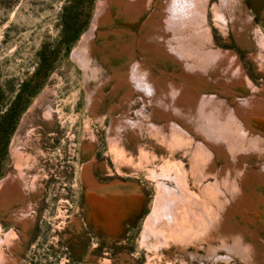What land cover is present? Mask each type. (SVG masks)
I'll use <instances>...</instances> for the list:
<instances>
[{"label": "rangeland", "instance_id": "obj_1", "mask_svg": "<svg viewBox=\"0 0 264 264\" xmlns=\"http://www.w3.org/2000/svg\"><path fill=\"white\" fill-rule=\"evenodd\" d=\"M98 1L0 0V179L22 169L25 193L6 203V213L0 211V235L14 232L6 240L12 242H4L0 247L8 264H207L183 253V246L193 249L189 226L194 219L200 225L210 221L219 229H244L248 240L253 242L254 258L264 264V115L258 116L254 111L246 116L237 115L240 102L249 99L246 97L260 96L258 99L264 101V47L257 43L259 34L264 36V0H242L260 29L250 32L249 46L240 42L230 24L232 18L227 26L226 20L217 15L220 10L227 17L235 13L236 21L240 22L241 13L235 8H228L227 13L223 0L199 2L204 21L197 26L201 35L195 41L203 52L234 51L246 73L240 75V69L231 60L229 66L205 60L201 61L202 69L199 68L204 79L194 80L195 89L221 96L223 104L235 113L230 121L234 123L231 134L235 135L232 139L237 163L234 158L231 161L236 163L238 173L230 170L226 183L222 173L224 165L230 162L225 163L219 149L216 151L194 126L198 121V126L201 125L202 116L197 114L190 121H186V116L166 117L152 108L137 89L129 93L126 86L117 90L114 87L115 67L108 55L120 53L123 44L132 46L136 35L140 37L142 23L156 0H149L141 18L130 26L134 34H125V39L119 36L120 42L109 46L99 38L101 30L128 25L123 19L115 20L111 26L102 17L92 26ZM75 46L88 57L86 69L71 54ZM254 52L258 56L254 57ZM149 57L135 47L133 59L141 63L149 59L148 67L154 75L180 79V64L174 65L169 57L164 60ZM127 66L130 67L129 61ZM91 68L95 79L89 83L92 86L102 83L103 91L95 111L87 105L89 89L84 77V72L90 74ZM124 95L128 97L127 117L136 121L138 134L132 132L128 123L120 128L112 125L114 116H120L114 112L116 102ZM26 98H30V103L21 110ZM19 110L17 122L10 130L9 116ZM173 125L180 138H171L174 143L169 148L166 136L170 137ZM235 138H240L239 142ZM16 152L19 158L15 157ZM169 165L184 166L179 168L182 172L186 170L183 173L187 177L182 174L181 178H187L186 182L182 180L184 188L200 195L199 198L206 197V201L202 199L210 204L205 206L213 207L210 206L211 211H203L190 202L191 209L186 208L189 212L185 209L188 219L186 216L182 219L184 215L180 214L179 220L185 224L178 226L177 222V227L166 224V230L161 225L163 229L157 228L156 233L146 238L142 231L160 193L153 172L166 169L171 173ZM203 169L207 170L206 175ZM212 171L216 175H211ZM168 184L176 187L174 181L168 180ZM228 186L241 199L238 204L229 197ZM209 188L213 197L206 195ZM197 196L190 194V199L198 200ZM192 226L195 228V224ZM217 264L243 262L232 256Z\"/></svg>", "mask_w": 264, "mask_h": 264}, {"label": "bare ground", "instance_id": "obj_2", "mask_svg": "<svg viewBox=\"0 0 264 264\" xmlns=\"http://www.w3.org/2000/svg\"><path fill=\"white\" fill-rule=\"evenodd\" d=\"M201 1L202 0H156V2L152 6L153 8L152 12L150 13V15H148V17L142 23L140 37L136 35V39L132 46L128 43L123 44L124 46L121 47L120 53L113 52V54L110 53V55L108 56L112 58L111 63L113 62V66L115 67V70L113 69L114 71L112 72L113 73L112 79H114L116 83L114 86L116 87L115 88L116 90L118 89V87L126 86L127 87L126 90H128L129 93H133L134 90L137 89L138 91L142 92L145 95L148 102L153 106L152 108H154L158 112L165 113L166 117L175 115V116H179L183 118L186 116V119H187L186 121H190L191 118H193V116L197 114L203 117L201 121V125L198 126V122H199L198 121L197 123L194 122L195 123L194 126L198 128L197 131L200 132V134L204 138H206L207 141H210V143L213 145L216 151L219 149L218 150L219 154L222 155V157L226 159L225 163L230 162L229 165H226V164H225L226 166L224 165L225 168L227 167V169L224 168V173L221 172L224 178L223 181L224 183H226V179L228 181V179L230 178L229 176L232 173L230 170H232L233 173L238 171L237 169H235L237 167L236 166L237 162L235 161L236 152H234L235 151L234 147L236 145L233 144L235 141L232 139L234 138L235 135L232 137V134H231V131H233L234 129V126H233L234 123L232 124L230 121L234 117L235 113H232V111H230V108H228L227 104L226 105L223 104L224 100L221 98V96L210 95L206 93L207 91L195 89L197 86V83L195 84L194 80L204 79L203 74L201 73L199 68L202 69L201 61H205V60L214 61L215 64H221L223 62L227 66L230 65L229 60H231L233 62L232 65L240 69V73H239L240 75L242 74L246 76V73L243 71V66L240 64L241 62L237 54L234 51L215 52L214 50L211 49V51L206 50L205 52H203L200 45H198L197 42L195 41L196 37L201 35L200 32L198 31L197 26L201 25L204 21V14L201 12V10H199V2ZM224 1L226 2L225 6H226L227 13L229 12L228 8H235V10H237L239 13L242 14V17H240L241 21L240 22L236 21L235 13L229 12L231 15L230 17H227V16H224V13L222 12V10H220L217 15L220 16L221 19L226 20L227 26L229 25V20L232 18V20H230L231 21L230 24L232 28L234 29V31L236 32L238 38L240 39V42L244 46H249L250 44L249 40L251 39L250 32L251 31L258 32L260 30L259 27L255 24L251 14L249 13L246 5L244 4L242 0H223L222 3ZM148 2L149 0H108V1L99 0L98 1L97 11H96L97 15L94 17L92 26H94L96 23H99V20L102 19V17H106L107 19H105L104 23L111 25V26H113V23H115V20L123 21V19L128 25L126 28H118V29L115 28L114 30H111V31L107 30V31L102 32L101 30V33L99 34V38H101L102 40H105L104 41L105 46H109L113 42L115 43L120 42L119 36H123L120 39H125L126 38L124 36L125 34H128V35L131 33L134 34L130 30V26L134 25L141 18L140 16L142 12L145 10V8L147 7ZM104 8H106L107 11H105ZM203 28H206V27H203ZM189 30H191L192 33H188L187 31ZM89 34H91V31ZM193 34H197V35H193ZM84 36L86 37L85 34ZM257 40H258L257 42L258 45H260L259 47L263 48L264 47V36L262 33L259 34ZM135 47H138L142 51L144 56L158 57L160 60H164L166 57H169L171 62L174 63V65L177 63L180 64L181 74L180 75L177 74L180 79L171 78V80H168L165 74H162L160 76L154 75L152 71L150 70V68L148 67L147 61L149 59L143 60L144 63H141L142 61L137 62V60L133 59V55L135 53ZM259 51L257 52L259 53ZM105 52H108V50ZM121 53H124V55H121ZM258 53L254 52L253 56L254 57L258 56ZM71 54L73 58L76 59V61L84 69L88 67V57L87 56L84 57L81 51V48L79 46H75ZM186 58H191L192 61L190 62L185 61ZM128 61H129L130 67L129 66L125 67V64ZM171 75H172V72H171ZM112 76H110V78ZM84 77H85L86 86L88 87L87 89H89L88 95H87V105L89 106V109H93L95 111L103 95V91L101 90L102 83L99 85L95 84L94 86H92L91 83H89L90 79H93V80L95 79L94 70L92 68H91L90 74L88 73V71L84 72ZM250 97L251 96L246 97V99L249 98L248 100L244 98V100L246 101L238 100V101H244L245 103L240 102L239 107H238L239 113H237V115L243 114L244 116H246V114H248L249 111H254L256 112L255 114L263 117L262 115H264V101L258 99L260 96L258 97L256 96L257 98L256 97L250 98ZM127 100H128L127 95H124L120 101L116 102L114 112L119 113L120 116L119 117L114 116V121L112 125L113 127L116 126L120 128L122 126H125L124 125L125 123H128L131 126L132 132H136V134H138L139 129L137 128L136 121L129 119L127 117V113H126V110L128 108ZM48 112L49 110H47V113H44V114L47 115ZM218 114L219 115L221 114V115L219 116ZM255 117L257 116L255 115ZM173 127L175 128L174 125ZM173 127H170V128H173ZM159 133H161V131H159ZM169 136H170L169 138L166 136V139H167L168 145L170 146L169 148H171L174 143L173 142L174 140L172 141V139L180 138V136L176 128L173 129L171 132H169ZM231 140H233V142H231ZM177 141L179 142V140ZM197 151L200 152L201 150L197 149ZM15 157L19 158V155L17 152L15 154ZM231 158H234V161L236 163L233 162V159L231 161ZM242 162H245V161H242ZM200 163L201 162H199V164ZM21 165L22 163L20 165L17 164L16 166H21ZM174 166L169 165L170 170H173L171 173L166 171V169L162 170L160 173L157 171L153 172L155 175V178L158 181V185L160 187V193H159V197L157 195V200L154 202L155 206L152 210L151 215L147 217L146 224L144 226V231H142L143 236L146 238L149 237L150 233L152 234L156 233L157 228L163 229L164 225L166 224L168 225V227H171L173 225H176L175 227H177V222H180L178 226H181V224H185L179 220L181 218L180 214L184 215L182 219H184L185 216L188 219L189 211L186 208L188 207L189 209L191 207V204L194 202L198 204L199 208L202 209L203 211H207V210L209 211V209L211 211L210 206H212V204L209 205L210 204L209 201L205 202L206 197L205 198L202 197L205 200L204 201L202 198H199L200 196L199 194H198L199 196L194 195V193H191V191H187L186 190L187 188L186 189L184 188L185 185L183 186V181H182L184 177L183 179L181 178H182V174L184 175L183 172H185L186 170L184 169V171L182 172V170H179L180 167L178 168L176 167L177 169L172 168ZM183 167L184 166H182V168ZM209 168H211L210 164H209ZM242 168L243 169L241 170L242 172H244L243 171L244 167ZM260 169L263 170L262 168ZM258 170L259 169H257V171ZM205 171L207 172V170L205 169L203 171L204 174H205ZM22 172L23 171L21 169L15 175L9 174L3 177L2 179H0V211L5 212L8 210L5 208L6 203L8 201L10 202L13 200L16 201L19 196L22 197L23 195H25V193L23 192L24 184H22V179H23V176L21 175ZM255 172L256 171H254V173ZM194 173L192 172V174ZM247 173H249V170L247 171ZM197 174H195V177L197 176ZM210 174L213 175L215 173L214 171H212L210 172ZM186 177L184 179V182H186L187 180ZM168 180L174 181L176 183L175 185L176 187H172L170 184H168ZM210 182L211 181L209 180V183ZM197 184L199 185L198 182ZM197 184H195V186ZM228 188L230 189L227 191L230 194L229 197H232L233 200H236V203L238 201L240 202L241 199L238 198L239 196H237L236 194L234 195L230 186H228ZM209 189L210 190L207 191L206 195L213 197V194H211L212 188H209ZM199 190L200 189H198V191ZM219 192H222V191L220 190ZM190 194H192V196L194 197L197 196L199 199L195 201L191 200ZM203 194L201 196H203ZM208 196H207V199L210 200V197L208 198ZM105 202H108V201H105ZM190 202L192 203L190 204ZM206 203H209L208 204L209 207L205 206ZM106 205H109V204L107 203ZM206 207H208V209ZM25 208L28 209L29 207H25ZM218 208H219V205H218ZM185 209L188 211L187 213ZM16 211L17 210L13 212H16ZM212 211L214 210L212 209ZM216 212H213V213H216ZM208 213H212V212H208ZM192 214H193L192 217L194 218L193 210H192ZM24 215L25 214L23 213V217ZM191 222L192 223L189 226V232H193L192 240H191L193 243L192 245L193 249L191 251L186 246H183L182 249H183V253L188 255L192 259H198L202 263L206 262L207 264H217V262L221 261L222 259H229L232 256H237L238 259L243 262V264L244 263L245 264H260L256 261V258H254L255 249H254L253 242L251 240L250 241L248 240V237L246 236L247 233L244 231V229H241V228L228 229V230L219 229L220 227H217L218 225L215 226L210 221L209 222L203 221L204 223L207 222V224L205 223V225H202V224L200 225V223H198L195 219ZM193 224H195V228H193L192 226ZM161 225L163 228H161ZM166 229L167 228H164V230ZM247 232L253 234V231L249 229L247 230ZM13 234L14 232L11 230L6 235H3V236L0 235V247H1V244H3L4 242H6L7 244L12 242L11 241L12 239H9L8 241L6 240L10 238L11 236H13ZM178 236H181V235L178 234ZM193 241H195L196 243ZM150 247H152V245ZM1 250L2 249L0 248V264H8L9 263L7 261L8 259L4 257L3 252H1ZM224 252L226 254L222 255V253Z\"/></svg>", "mask_w": 264, "mask_h": 264}, {"label": "trees", "instance_id": "obj_3", "mask_svg": "<svg viewBox=\"0 0 264 264\" xmlns=\"http://www.w3.org/2000/svg\"><path fill=\"white\" fill-rule=\"evenodd\" d=\"M29 103H30V98H26V100L22 104L21 110H22V108L26 107ZM21 110L17 111V113L16 112L12 113V115L9 116V127H10V130H12L14 128V125L17 122V119H18V116H19V113H20Z\"/></svg>", "mask_w": 264, "mask_h": 264}]
</instances>
